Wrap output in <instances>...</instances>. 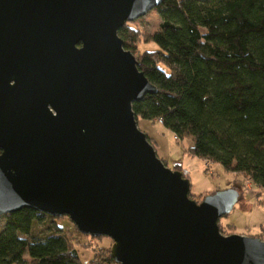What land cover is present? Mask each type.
<instances>
[{
    "label": "water",
    "instance_id": "water-1",
    "mask_svg": "<svg viewBox=\"0 0 264 264\" xmlns=\"http://www.w3.org/2000/svg\"><path fill=\"white\" fill-rule=\"evenodd\" d=\"M159 3L0 0V217H66L115 264H264V229L219 231L237 190L191 200L137 128L156 89L117 32Z\"/></svg>",
    "mask_w": 264,
    "mask_h": 264
},
{
    "label": "trees",
    "instance_id": "trees-1",
    "mask_svg": "<svg viewBox=\"0 0 264 264\" xmlns=\"http://www.w3.org/2000/svg\"><path fill=\"white\" fill-rule=\"evenodd\" d=\"M153 10L160 22L144 42L156 48L135 59L156 92L132 104L136 123L160 121L190 142L192 157L264 195V0H160ZM117 34L134 53L135 29L126 23ZM63 218L30 209L1 216L0 264H83L72 233L84 235L68 218L72 231L59 225ZM87 264L115 263L107 250Z\"/></svg>",
    "mask_w": 264,
    "mask_h": 264
},
{
    "label": "rangeland",
    "instance_id": "rangeland-1",
    "mask_svg": "<svg viewBox=\"0 0 264 264\" xmlns=\"http://www.w3.org/2000/svg\"><path fill=\"white\" fill-rule=\"evenodd\" d=\"M159 17L156 12L150 11L145 16L136 19L127 26L135 29L140 36L136 44L134 57L143 51L155 49L152 43L144 42L145 37L158 28ZM137 128L143 132L151 143L159 160L170 170L184 171L190 183V199L200 203L204 196L213 192L235 188L239 199L231 212L218 220L219 231L223 236L239 235L245 237H263L264 229V195L245 177L224 171L221 166L207 160L192 157L187 149L188 140L178 142L174 136L164 129L158 121L150 122L137 120ZM58 224L71 230V222L67 218L60 219ZM1 227V223H0ZM75 248L83 264L98 253L110 252L112 241L107 237H90L73 232ZM29 261L27 255L24 256Z\"/></svg>",
    "mask_w": 264,
    "mask_h": 264
},
{
    "label": "built area",
    "instance_id": "built-area-1",
    "mask_svg": "<svg viewBox=\"0 0 264 264\" xmlns=\"http://www.w3.org/2000/svg\"><path fill=\"white\" fill-rule=\"evenodd\" d=\"M159 123H161L160 121H158Z\"/></svg>",
    "mask_w": 264,
    "mask_h": 264
}]
</instances>
